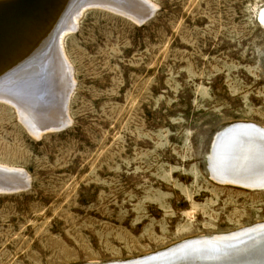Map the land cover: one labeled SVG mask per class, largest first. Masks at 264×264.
Masks as SVG:
<instances>
[{"label":"rangeland","instance_id":"obj_1","mask_svg":"<svg viewBox=\"0 0 264 264\" xmlns=\"http://www.w3.org/2000/svg\"><path fill=\"white\" fill-rule=\"evenodd\" d=\"M111 3L63 40L65 126L52 75L44 92L30 77L13 90L48 120L40 137L0 101V264L128 261L264 223V190L209 166L225 128L264 127V0Z\"/></svg>","mask_w":264,"mask_h":264},{"label":"bare ground","instance_id":"obj_2","mask_svg":"<svg viewBox=\"0 0 264 264\" xmlns=\"http://www.w3.org/2000/svg\"><path fill=\"white\" fill-rule=\"evenodd\" d=\"M90 5L114 7L111 0H0V101L15 106L21 120L35 135L39 127L47 125L48 120L38 126L26 100L21 101V96L14 94L16 92L13 90L30 77L37 86L40 84V88H43L41 92H44L52 75L58 83V93H62L63 99L67 97L62 107L58 106V114L54 111L55 107L48 108V118H53L54 113L58 115L59 123L55 130L65 126L68 122V97L74 81L70 77L63 40L67 33L75 31L76 22ZM145 16L147 14L137 19ZM260 19L264 24V11ZM43 100L45 102V98ZM34 102L30 101V104L40 105ZM209 164L211 173L221 183L244 188L246 185L252 188L254 185L264 186V127L237 123L225 128L214 139ZM6 169L0 166V178ZM105 264H264V223L229 233L184 240L141 258Z\"/></svg>","mask_w":264,"mask_h":264},{"label":"water","instance_id":"obj_3","mask_svg":"<svg viewBox=\"0 0 264 264\" xmlns=\"http://www.w3.org/2000/svg\"><path fill=\"white\" fill-rule=\"evenodd\" d=\"M246 186H247L248 188H247V187H245V188H246V189H250V190H258V191H259V190H264V186H263V185H258V186H255V185H254L253 188H252V186L249 187V185H246Z\"/></svg>","mask_w":264,"mask_h":264}]
</instances>
